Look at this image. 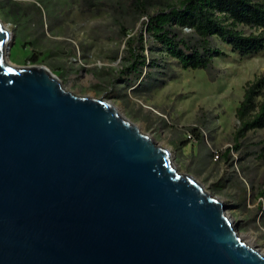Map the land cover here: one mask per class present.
Instances as JSON below:
<instances>
[{
    "label": "water",
    "instance_id": "95a60500",
    "mask_svg": "<svg viewBox=\"0 0 264 264\" xmlns=\"http://www.w3.org/2000/svg\"><path fill=\"white\" fill-rule=\"evenodd\" d=\"M0 20V264H264L203 184L104 98L15 66Z\"/></svg>",
    "mask_w": 264,
    "mask_h": 264
},
{
    "label": "rangeland",
    "instance_id": "374dc122",
    "mask_svg": "<svg viewBox=\"0 0 264 264\" xmlns=\"http://www.w3.org/2000/svg\"><path fill=\"white\" fill-rule=\"evenodd\" d=\"M117 1L0 0V20L13 33L10 63L44 66L66 90L112 103L170 151L178 172L224 203L238 234L254 238V248L264 254V129L235 140L236 109L247 82L264 72V52L242 57L220 44L227 57L214 60L212 81L205 71L181 68L145 33V55L161 66L154 71L158 82L130 86L120 75L127 38ZM139 29L140 23L127 21L128 37ZM192 129L200 137H192Z\"/></svg>",
    "mask_w": 264,
    "mask_h": 264
},
{
    "label": "trees",
    "instance_id": "16d2710c",
    "mask_svg": "<svg viewBox=\"0 0 264 264\" xmlns=\"http://www.w3.org/2000/svg\"><path fill=\"white\" fill-rule=\"evenodd\" d=\"M115 8L123 14L120 24L127 38L125 66L120 75L130 86L150 88L158 82L154 71L161 66L145 55V33L181 68L205 71L212 81L217 76L214 60L227 57L220 44L242 57L264 52V0H180L176 4L119 0ZM128 20L140 23L134 36L128 37ZM236 118V141L249 131L264 129V72L247 82ZM196 130L192 129V137H200Z\"/></svg>",
    "mask_w": 264,
    "mask_h": 264
},
{
    "label": "bare ground",
    "instance_id": "6f19581e",
    "mask_svg": "<svg viewBox=\"0 0 264 264\" xmlns=\"http://www.w3.org/2000/svg\"><path fill=\"white\" fill-rule=\"evenodd\" d=\"M226 215L228 216L229 220H231V223H232V219H231L229 213L228 214L226 213ZM241 238H242V241H245L250 247L254 248V238H252L250 236H245V237L241 236Z\"/></svg>",
    "mask_w": 264,
    "mask_h": 264
}]
</instances>
